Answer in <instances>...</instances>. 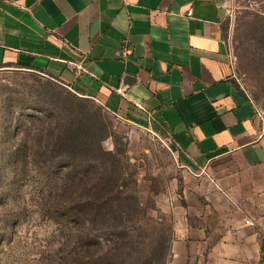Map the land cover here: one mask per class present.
I'll return each instance as SVG.
<instances>
[{
    "label": "crops",
    "instance_id": "obj_1",
    "mask_svg": "<svg viewBox=\"0 0 264 264\" xmlns=\"http://www.w3.org/2000/svg\"><path fill=\"white\" fill-rule=\"evenodd\" d=\"M230 0H0V76L28 71L171 139L168 264H264V137L233 77ZM124 51H129L127 57Z\"/></svg>",
    "mask_w": 264,
    "mask_h": 264
},
{
    "label": "rangeland",
    "instance_id": "obj_2",
    "mask_svg": "<svg viewBox=\"0 0 264 264\" xmlns=\"http://www.w3.org/2000/svg\"><path fill=\"white\" fill-rule=\"evenodd\" d=\"M226 39L236 57L240 89L264 111V0H230ZM57 87L103 107L36 72L7 70L1 75L0 264H72L83 256L82 264H87V255L100 251L86 248L76 230L68 232L76 227L68 209L93 188L83 161L94 159L55 147L63 118L52 99ZM103 112L112 136L102 147L117 153L124 196L133 193L144 211L140 221L128 223L143 253L159 231L173 230L163 210L181 199L188 173L165 132L150 122L125 120L105 108ZM169 260L170 255L161 264Z\"/></svg>",
    "mask_w": 264,
    "mask_h": 264
},
{
    "label": "trees",
    "instance_id": "obj_3",
    "mask_svg": "<svg viewBox=\"0 0 264 264\" xmlns=\"http://www.w3.org/2000/svg\"><path fill=\"white\" fill-rule=\"evenodd\" d=\"M56 90L58 93L52 99L59 103L63 118L57 129L55 147L68 155L94 159L92 162L83 161L86 175L88 173L93 180V188L87 191L85 199L75 200L77 203L68 209V217L76 222V227L68 232L76 230L80 233L77 238L86 248H100V251L93 250L89 257L87 255L91 258V263L87 264H161L167 261L173 240L172 229L159 231L156 240L144 245L146 250L143 253L137 249L134 228L128 223L136 218L140 221L144 211L133 193L124 196L126 192L120 185L117 153L106 152L102 147V143L112 136L105 123L108 117L104 108H98L88 99L78 98L60 87ZM102 242L108 246L104 247ZM85 258L76 259L72 264H82L81 260Z\"/></svg>",
    "mask_w": 264,
    "mask_h": 264
},
{
    "label": "built area",
    "instance_id": "obj_4",
    "mask_svg": "<svg viewBox=\"0 0 264 264\" xmlns=\"http://www.w3.org/2000/svg\"><path fill=\"white\" fill-rule=\"evenodd\" d=\"M129 54V51H124V56L127 57ZM228 60L230 62V66L233 70V77L235 80H237V75L235 74V66H236V57L234 56L232 50L229 49L228 51ZM0 83H1V76H0ZM248 98L250 99V97L248 96ZM251 100V99H250ZM252 101V100H251ZM252 103L254 104L255 108H256V114H257V118L260 121V125H261V132H262V136L264 137V111H262L258 106H256V104L252 101Z\"/></svg>",
    "mask_w": 264,
    "mask_h": 264
},
{
    "label": "water",
    "instance_id": "obj_5",
    "mask_svg": "<svg viewBox=\"0 0 264 264\" xmlns=\"http://www.w3.org/2000/svg\"><path fill=\"white\" fill-rule=\"evenodd\" d=\"M97 102V101H96ZM98 104H100L99 102H97ZM101 106H103L102 104H100ZM105 109H106V107L105 106H103Z\"/></svg>",
    "mask_w": 264,
    "mask_h": 264
}]
</instances>
